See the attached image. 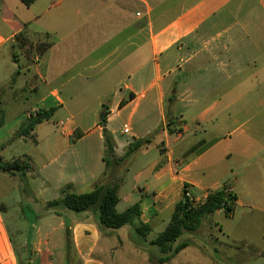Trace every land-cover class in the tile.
I'll return each mask as SVG.
<instances>
[{
	"label": "crops",
	"instance_id": "obj_1",
	"mask_svg": "<svg viewBox=\"0 0 264 264\" xmlns=\"http://www.w3.org/2000/svg\"><path fill=\"white\" fill-rule=\"evenodd\" d=\"M0 5V61L10 57L26 79L22 86L14 79L7 84L0 80L13 96L3 107L5 120V107L28 94L37 101L24 110L25 119L38 110H55L36 127L37 143L21 138L10 144L31 142L39 148L24 155L32 166L27 176L39 174L54 200L67 184L77 193L91 191L104 173L103 118L118 156L135 140L163 128L149 147L134 154L119 190L123 211L140 203L137 225L150 224L152 231L167 227L185 185L201 202L210 191L223 188V174L236 175L233 168L227 170L232 162L238 168H264V0H37L31 7L0 0ZM135 8L140 10L133 14ZM24 38L48 40L52 46L44 55L36 48L29 55L21 44ZM62 111L73 118L57 125L60 134H50L44 126ZM167 112L182 132H168ZM87 118L92 120L88 125ZM187 122L196 125L192 138L183 130ZM20 123L9 130L8 142ZM76 132L82 137L73 141ZM173 136L176 143L185 141L174 148ZM153 148V160L131 177L138 156L147 157ZM37 159L42 161L38 168ZM236 206L232 213L224 211L226 217L233 216ZM5 211L0 204V264H20ZM40 217L45 227L37 230L28 264H68L66 222L82 264H159L151 233L144 238L130 226L100 229L89 212L57 215L46 210ZM111 232L115 242L101 237ZM235 238L227 236L231 242ZM215 240L227 245L217 236ZM188 250L166 264H175Z\"/></svg>",
	"mask_w": 264,
	"mask_h": 264
},
{
	"label": "rangeland",
	"instance_id": "obj_2",
	"mask_svg": "<svg viewBox=\"0 0 264 264\" xmlns=\"http://www.w3.org/2000/svg\"><path fill=\"white\" fill-rule=\"evenodd\" d=\"M139 10L135 8L132 13L135 14ZM38 43L34 39L33 41L29 39L22 46L24 51L31 55L32 53L35 54L34 49ZM13 50L18 52V49L13 48ZM18 71L19 68L13 65L10 57H7L5 60L1 59L0 80L2 84H7L10 80L14 79L19 86L24 85L26 79L22 75L17 74ZM41 88H43L42 84ZM11 94L8 88L5 89L4 86H0V107L3 108L5 104L10 102L13 97ZM36 101V96L28 94L24 95V98L19 102L5 107L9 113V117L6 119L5 125L0 127V142L6 140L5 144L8 143L9 130L20 122L21 125L26 120L24 110L33 107ZM106 106L109 105L106 104ZM106 110V108L103 109V112L100 114L101 117L104 116ZM71 118H73L72 115L62 111L50 123L46 124L44 128L50 134H60L61 128L57 125ZM90 122H92L90 118L84 120V124L86 125ZM113 123L115 126V120ZM124 124L118 120L117 125L119 128H123ZM129 126H132V124ZM195 127L196 125L191 122L183 125L186 137L192 138L195 135ZM42 138H44V135ZM58 138H60V135ZM175 139V136L170 139L171 146L174 148L185 141L181 140L176 143ZM43 144L44 146L47 144L46 139L43 141ZM31 149L39 151V148H35L31 142H15L12 145H7L1 156L5 162H13L18 158L25 160L24 155L28 154ZM255 152L253 150L251 155L254 156ZM156 154L157 151L153 148L148 152L147 157H142L144 154L139 155L138 157H141V160L131 166L132 172L130 176L132 177L134 172H137L146 161L153 160ZM41 165L42 161L37 159L36 167L38 168ZM230 166L227 170L230 171L233 168L236 175L229 172L223 174L221 178L223 177L222 186L229 185L239 197L233 216L226 217L224 211L216 212L204 222L197 232L185 234L180 241L187 240L191 245L188 252L181 254L176 259L175 264H195L191 254L198 258L200 264H264V168H254V166L238 168L234 162ZM31 173V171L28 172L29 175ZM29 175L23 181L21 177H11L7 173L0 172V204L6 206L4 218L13 238L20 264H28L27 261L35 253L34 245L38 241L37 230L44 229L45 227L40 217L46 211L42 202L53 201L55 199L53 193H51L50 186L47 184L42 185L43 182L39 174L36 173L33 177ZM89 190V188L84 189L83 192H89ZM125 206L126 203L122 201L119 203L117 209L122 212ZM165 227L163 224L158 225L148 238L151 240L156 238ZM223 232L226 233V238L223 237ZM228 235H234L236 238L231 242L230 239H227ZM216 236L224 240L223 243L227 245H223L215 240ZM101 237L115 242L114 232L110 234L102 233ZM55 238L59 239L58 236H55ZM245 238L246 240L244 241L243 239ZM102 243H105V240ZM55 249L60 250L61 245ZM107 251V255L111 254L112 248L109 247ZM199 263L196 262V264ZM74 264H77V260Z\"/></svg>",
	"mask_w": 264,
	"mask_h": 264
},
{
	"label": "trees",
	"instance_id": "obj_3",
	"mask_svg": "<svg viewBox=\"0 0 264 264\" xmlns=\"http://www.w3.org/2000/svg\"><path fill=\"white\" fill-rule=\"evenodd\" d=\"M26 7H31L37 0H20ZM48 39V38H47ZM29 40L24 38L21 44ZM32 43V42H31ZM52 46L50 41H43L35 46L40 55L46 54ZM126 102H122L124 106ZM55 113L54 109L38 110L30 114L18 128L15 135L7 144L0 146V172L9 174L11 177H21L25 181L28 172L32 170V166L25 156V160L18 158L13 162H5L1 156V152L8 144L17 139H28L33 143H37L34 131L39 124L49 121ZM166 127L170 134L182 132L181 128L176 126L175 118L167 112ZM5 111L0 107V127L5 125ZM99 124L103 127V137L105 151L103 161L105 162V171L102 176L95 181L93 188L89 192L77 193L74 191L72 184H67L60 190V197L50 201L45 205L47 211H53L60 215L62 211L70 210L75 214L92 213L95 215L98 226L115 230L125 226L134 227L137 235L147 237L152 232L150 224L140 223L137 225L141 215L142 206L135 203L129 206L125 211L119 212L117 206L120 202L119 190L123 182L121 175L125 173L134 154L149 147L155 138H157L163 128L160 127L155 133L147 139H138L131 143L124 155L118 156L116 153V143L113 134L106 127V118L100 120ZM82 137L81 133L76 132L74 140ZM119 173V175H118ZM187 185L183 190L182 198L175 204L174 211L170 222L151 244L159 249V264H166L174 259L181 251L188 248L191 243L189 241H180L185 234L197 232L204 222L213 214L219 211H225L227 214L232 213L236 206L237 194L229 185L223 188L210 191L205 200L194 204L192 200L186 197ZM66 255L68 264H82L79 259L78 250L73 241V235L68 222H66Z\"/></svg>",
	"mask_w": 264,
	"mask_h": 264
},
{
	"label": "built area",
	"instance_id": "obj_4",
	"mask_svg": "<svg viewBox=\"0 0 264 264\" xmlns=\"http://www.w3.org/2000/svg\"><path fill=\"white\" fill-rule=\"evenodd\" d=\"M0 7H1V5H0ZM124 133L125 134H129L130 133V129H125L124 130ZM186 197H188L190 200H192L193 202H194V204H197L198 202L195 200V198L190 194V192H189V190L187 189V191H186Z\"/></svg>",
	"mask_w": 264,
	"mask_h": 264
}]
</instances>
